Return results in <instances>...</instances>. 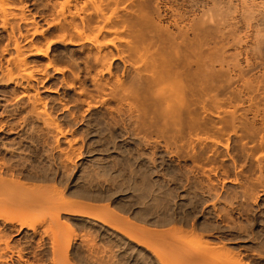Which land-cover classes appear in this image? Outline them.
Here are the masks:
<instances>
[{"label":"rangeland","instance_id":"rangeland-1","mask_svg":"<svg viewBox=\"0 0 264 264\" xmlns=\"http://www.w3.org/2000/svg\"><path fill=\"white\" fill-rule=\"evenodd\" d=\"M6 1L26 23L0 29V196L40 191L46 220L47 196L64 208L33 232L1 217L22 251L4 264H50L54 235L69 264H264V0H119L88 71L95 49L56 38L49 0ZM15 39L32 75L11 82ZM134 40L158 53L170 107L134 85Z\"/></svg>","mask_w":264,"mask_h":264},{"label":"bare ground","instance_id":"bare-ground-1","mask_svg":"<svg viewBox=\"0 0 264 264\" xmlns=\"http://www.w3.org/2000/svg\"><path fill=\"white\" fill-rule=\"evenodd\" d=\"M49 2H50V5L48 6V9H49L48 12H49L51 21L47 22V26L49 27V26L55 25V27H57L58 34H56L57 35L56 38H58V40L61 41L62 43L67 42L68 44L69 43H72V44L74 43L76 45H79V48L78 47L77 48L80 50V52H81V50L84 51V49H86L87 47H91V48L95 49V51H96L95 54L92 53L93 55L89 54L88 56L84 55L85 57H87V58L84 57L85 58V61L83 63V64H85V68L84 69H85V71H88L89 69L95 68L94 65L98 66L97 68H95L96 70L98 68L102 69L103 66H104L103 59L105 57V54L103 53V51H101V48L105 47V44L102 43V40L106 36V34L109 33L108 32V27L110 25L111 19L112 18H116L117 15H118V12H119V8L118 7L120 5L119 0H49ZM111 3H112V5H111ZM10 4H12V3H9L6 0H0V29L3 30V31L7 30V32H9V34L6 35L8 39H10L11 37L14 38L15 32H17L20 35V24H21V22L26 23V19L24 18L23 14L19 13L20 14L19 15L18 13H15L16 11L14 12V10H13V9H15V7L13 6L14 8L12 9ZM123 11H125V10H123ZM126 13H128V12L126 11ZM93 17L95 18V20L93 19ZM129 27H131L130 23H126L125 24V28L127 29ZM128 32H133V31L129 30ZM35 33H36V30L32 34H35ZM13 41L14 42L12 44L13 45L12 49L14 50V54H15L14 57L15 58H13V59L9 58L8 60L6 59V63L9 66L11 65V68L8 67L9 69L6 70V73H5L4 77H6V79L8 81H11V82H15V81H17V79L18 80L19 79L22 80L24 78L25 79L26 78H31L32 72L28 71V69L26 68L27 64L25 63L24 58L21 57L23 55L22 48L19 47L20 45H18L16 39L13 40ZM137 43H138L137 40H134L133 44H131V45L126 43L127 52H128V55H129V56L128 55L127 56L129 58L130 57H134V59H135L133 61L134 64H135V65H133V66H135L133 68L136 69V71L134 73V77H133V78H135L134 82H133L134 85L136 84L135 86L137 87L138 85H140V82H141V85L142 86L144 85V87L147 86V88H150L151 92H152V89H153L152 93L156 94L155 97L157 96L158 99L160 97L161 98L163 97L162 99H164L166 101L165 103L168 104V105L166 104L165 106H169L170 107L171 104H169V103L171 101H174L175 97L171 94L172 90H171L170 84H168L164 80V78L168 77V76L163 74L165 72L159 70L160 69V58H159L158 53L154 52V51H151V49H150V47L148 45L147 46H142V45L140 46ZM31 47H32V45H31ZM6 48L4 50L5 52L7 50ZM2 52H3V50H2ZM32 52H34L38 56L46 53V52H43V50H41L40 48H36V47H32V49L31 48L29 49V53H32ZM88 59L89 60L91 59V62L93 63L92 64L93 67L92 66L90 67V63L91 62H89ZM56 60H57V58L56 59L53 58V59L47 60V64H46L45 68H48V67L52 68L51 66L54 65ZM57 63H58V61L56 62V64ZM71 65H74V64L72 63ZM71 65H69L68 69L71 68ZM136 65H137V67H136ZM74 67L76 69H78L77 68L78 66L77 67L76 66H72V68L70 70L71 71L70 72L71 75H72V73L74 71ZM50 68H48V69H50ZM55 68H56V66H55ZM58 69L59 68L55 69V72L63 75L64 74L63 73V69L64 68L63 69L61 68V70H58ZM56 70H58V71H56ZM66 70H67V68H66ZM75 72H78V71L75 70ZM105 72H107V71H105ZM133 72H134V70H133ZM79 73H77V74H79ZM97 73H98V71H97ZM71 75H70V77H71ZM74 75H76V73ZM72 77H73V75H72ZM73 78L75 80V76ZM76 78H77V75H76ZM131 81H133V80H131ZM138 82H139V84H138ZM96 83L98 84V82H96ZM120 86L117 85V87H115L116 90H118L117 88H120ZM135 86H133V87H135ZM95 87H97V86H95ZM98 88H99V86H98ZM95 89H97V88H95ZM102 89H100V90L98 89V90L101 92ZM98 90H95V91L97 92ZM116 90H114V91H116ZM111 91H112V89H111ZM82 92H83V90H82ZM111 93H113V92H111ZM122 93H123V91H122ZM81 95H83V94H81ZM130 96H127V97L130 98ZM134 97H135V93H134ZM165 97H166V99H165ZM88 107H89V105H88ZM60 134H61V132H60ZM0 180H2V179H0ZM5 183H6L5 184L6 186L10 185V183L8 184V181H6ZM0 184L4 185L3 181H2V183L0 182ZM12 184L13 183H11V186H13ZM3 188H4V186H3ZM15 188H18V186L14 185V188L11 187V189H13V191L15 190ZM22 188H24V186L21 187V189ZM17 190L19 191L20 189H17ZM32 190H31V192H32ZM35 190L33 191V193H35L34 196L36 195V192H37V190L36 191ZM25 192H27V191H25ZM18 193H15V194H18ZM38 194H40V191H39ZM7 195L9 196V194H7ZM34 196L31 197V198L29 197V195H28L29 198L27 196H25V197H21L20 196L18 199H14L16 201H14L12 199V197L11 198H7L6 196H4V197H6V199H4L6 201V203H5L4 200H2L3 197L0 196L1 197L0 198V202L2 203V205H4L6 207L5 208L0 203V205L3 207L2 210L4 211V212H2V211L0 212V218L2 217L4 222H8L10 224L19 225L21 228H27L29 230L31 229L32 232L35 230V227L37 226V224H41L42 221H43V223L46 222V221H48L47 223L55 222L54 224H56V222H59V220H57V215L59 214L57 212L58 211L57 208H59L61 206V204H59V203L55 204L57 206L56 207V206L53 205L54 203H56L55 202L56 199L51 200V197L50 198H48L49 196L46 197V202L48 201L49 203H51V202L54 201V203H51V204L54 207V208L52 207V209L55 210V212H54L51 209V207H49V209H51L54 213L52 211H50V212L53 213V215H52V213H51V215L49 214L50 216L48 215V213L44 214V215L48 216V219L46 220V218H45L46 216H44V218L42 216L40 217V215L42 214L41 213L42 211L40 212L39 216L37 215L38 213H36L37 209L35 210V212L34 211L31 212V210L35 209L34 207H37L39 205V203H41V199L43 200L42 202L45 201L43 199V197H45V196H43V195L41 197H39L37 195H36V197H34ZM48 199H50V200H48ZM8 200H10V201H8ZM11 205L12 206L14 205V209L11 208L12 207ZM1 206H0V208H2ZM9 206H11V207H9ZM55 207H56V209H55ZM63 208L60 207L59 209H63ZM5 209H10L11 211L10 210H6L7 212L10 211V213L9 212L7 213L5 211ZM45 225H47V224H45ZM64 235H65V233H64ZM6 236H7L6 234L0 235V264L2 262H3L2 264H4L6 262V261H3V259H5L7 254L11 255V256H8L9 260H11L10 257H13V256H15V257H13V259L14 258L17 259V260H21L22 259V251H21V249H19L20 250L19 251L16 248H14L13 246H10L11 244L7 240V238L9 236L8 237H6ZM57 236L58 235H56V236L54 235V237L52 236L53 237V238L51 237L52 239L49 237L51 239L50 240L51 241V243H50L51 244V248H49L50 249V252H49V254H50L49 255L50 264H66V262L69 261L68 260L69 259L68 253H69V248H70V240L68 238L69 236H67L65 238V236H66L65 235L64 239H63V237L61 235L59 236L60 238L57 237ZM176 244H178V243H176ZM181 246H183V245H181ZM181 246L178 245V247H180V248H184L185 247V246H183V247H181ZM178 250H179V248H178ZM178 250L176 249V252ZM181 254H180L181 255L180 258L183 256V252ZM185 255H186V253H185ZM183 258H185V257H183ZM23 259H24V257H23ZM183 260H185V259H183ZM15 262L17 263V261H15ZM20 264H21V262H20ZM67 264H69V262Z\"/></svg>","mask_w":264,"mask_h":264}]
</instances>
